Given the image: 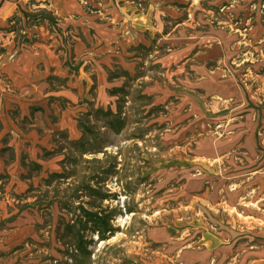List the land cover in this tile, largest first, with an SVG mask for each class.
I'll return each instance as SVG.
<instances>
[{
    "label": "rangeland",
    "instance_id": "obj_1",
    "mask_svg": "<svg viewBox=\"0 0 264 264\" xmlns=\"http://www.w3.org/2000/svg\"><path fill=\"white\" fill-rule=\"evenodd\" d=\"M105 1L151 11L137 41L124 42V15L102 14L112 28L96 66L75 61L68 82L50 81L68 97L56 93L54 106L29 115L0 112V264H249L261 224L230 222V237L216 234L228 252L207 250L206 231L223 228L226 214L206 219L191 198L190 163L206 136L222 133L224 88L245 89L264 118V0ZM6 19L0 52L25 35L15 10ZM201 69L217 74L196 77ZM84 211L107 219L105 239Z\"/></svg>",
    "mask_w": 264,
    "mask_h": 264
},
{
    "label": "crops",
    "instance_id": "obj_2",
    "mask_svg": "<svg viewBox=\"0 0 264 264\" xmlns=\"http://www.w3.org/2000/svg\"><path fill=\"white\" fill-rule=\"evenodd\" d=\"M119 8L104 0H0V19L4 16L6 19L8 12L15 10L22 25L20 31L25 34L11 49L0 52V76L4 78V83L0 81L1 115L12 107L29 115L34 107L47 110L54 106V97L51 96L56 93L63 95L62 98L68 97L66 86L54 89L50 81L57 76L68 82L71 76L69 64L75 61H93L96 66V57H100V45L103 43V30L112 28V21L100 20L103 19L102 14L111 20L112 15H124L127 30L125 34L122 33L124 42L125 38L128 42L129 39L131 43L136 42L139 37L133 30H144L150 24L151 11H139L132 3ZM35 17L38 21L30 22L29 19ZM79 30L84 31L83 36L87 41L74 36L79 35ZM89 30L95 31L93 39L87 37ZM29 36L34 39L24 41ZM261 62L264 64L263 59ZM198 72L201 78L217 74L201 69L194 71L195 76ZM262 73L258 72L257 75L262 76ZM184 79L187 80L188 76ZM180 83L186 86V82ZM263 89L264 83L259 87L260 91ZM220 92L216 97L226 102L224 105L228 112L220 121L222 133L217 130L218 135L206 136V149L193 152L195 161L190 163L189 187L195 193L192 192L191 198L207 206L206 219H212L213 212L217 210L226 214L223 228L206 231V238H211L207 250L214 251L213 254L226 252L229 245L223 240H220V244L216 234L221 233V239H225L233 231L230 222L244 223L246 226L245 222L255 220L261 224L256 226L259 230L254 233L260 238L251 248H257L254 253L258 255L250 258L249 264H264V254H261V250L264 252V118L252 111L255 110L249 106L252 99L247 98L246 90L240 89V86L227 87ZM258 97V105L253 104L264 109V98L261 95ZM23 230L26 236L31 231L21 229V233ZM236 254L240 252H234L231 257Z\"/></svg>",
    "mask_w": 264,
    "mask_h": 264
},
{
    "label": "trees",
    "instance_id": "obj_3",
    "mask_svg": "<svg viewBox=\"0 0 264 264\" xmlns=\"http://www.w3.org/2000/svg\"><path fill=\"white\" fill-rule=\"evenodd\" d=\"M84 212H87V220L88 221H91L93 222L94 224V231H97L98 233V239L100 240H103L105 239V233L108 232V231H111L110 228H108V226L105 224V223H101L102 221H107V219L105 218H102L100 216H98L97 214H92V213H89V211H84ZM80 227L78 229V232H81L80 231ZM79 250H83V246L82 245H79L78 248ZM86 255H88V253L86 252Z\"/></svg>",
    "mask_w": 264,
    "mask_h": 264
}]
</instances>
